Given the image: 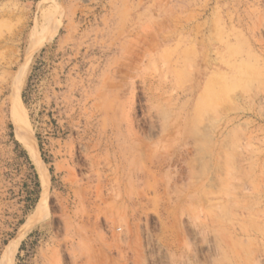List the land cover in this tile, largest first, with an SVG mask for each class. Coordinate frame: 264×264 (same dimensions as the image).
I'll return each instance as SVG.
<instances>
[{"label": "rangeland", "instance_id": "1", "mask_svg": "<svg viewBox=\"0 0 264 264\" xmlns=\"http://www.w3.org/2000/svg\"><path fill=\"white\" fill-rule=\"evenodd\" d=\"M0 264H264V0H0Z\"/></svg>", "mask_w": 264, "mask_h": 264}, {"label": "water", "instance_id": "2", "mask_svg": "<svg viewBox=\"0 0 264 264\" xmlns=\"http://www.w3.org/2000/svg\"><path fill=\"white\" fill-rule=\"evenodd\" d=\"M43 195V188H42V185H41V195H40V199H41V196ZM40 201V200H39Z\"/></svg>", "mask_w": 264, "mask_h": 264}]
</instances>
